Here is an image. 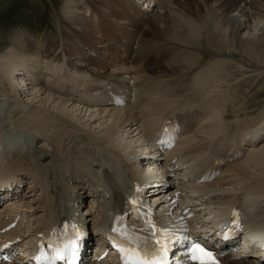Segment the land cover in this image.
Here are the masks:
<instances>
[{"label":"bare ground","instance_id":"bare-ground-1","mask_svg":"<svg viewBox=\"0 0 264 264\" xmlns=\"http://www.w3.org/2000/svg\"><path fill=\"white\" fill-rule=\"evenodd\" d=\"M142 1L64 0L63 16L56 18L59 36L46 34L38 45L19 35L1 57L0 177L17 178L16 189L26 181L4 218L8 221L18 209L26 226L19 224L7 233L10 240L19 237L31 247L33 237L49 229L55 217L66 212L79 216V201L88 197V225L100 230L108 212L97 184L100 169L112 167L123 182L134 181L133 168L140 166L132 167L127 156L148 150V137L175 115L200 127L187 136L191 145L192 137L228 130V122L235 123L231 119L240 114L237 105L226 113L228 104H234L228 103L231 92L224 86L230 82L228 74H264L262 63L242 59L264 55V0H149L144 8L140 4L147 0ZM36 9L41 12L40 5ZM16 72L24 73L23 81L11 78ZM104 80L127 83L125 91L117 88L114 94H126L129 103L92 109L90 102L97 99L91 100L87 90L99 88ZM105 100L110 105L109 96ZM13 111L22 115L15 128L8 125ZM259 116L248 121L251 126L245 125L246 119L220 136L224 144H245L249 149L219 182L230 190L231 201L243 204L253 227L264 225V115ZM7 130L12 135H3ZM4 139L8 140L2 143ZM261 140L263 145L256 149ZM181 188L193 197L189 186L173 189ZM151 196L154 203L164 204L159 194ZM191 208L208 217L217 212L215 205ZM21 259V264L28 261L27 256ZM226 261L258 264L231 257Z\"/></svg>","mask_w":264,"mask_h":264},{"label":"rangeland","instance_id":"rangeland-1","mask_svg":"<svg viewBox=\"0 0 264 264\" xmlns=\"http://www.w3.org/2000/svg\"><path fill=\"white\" fill-rule=\"evenodd\" d=\"M5 1L10 2L6 6ZM0 0V59L6 55L13 46L14 41L19 35H23L24 38H29L30 41L40 45L43 40L44 35H55L59 36L60 27L57 24V14L63 16L62 4L64 0ZM145 0L142 1V3ZM183 1L184 0H180ZM149 0L145 1L143 5L140 4L142 8L147 7ZM179 2V1H178ZM171 5V3H169ZM36 5H40L41 12H37ZM42 5V6H41ZM173 6V5H171ZM175 7V6H174ZM45 8V9H43ZM174 12V11H172ZM151 15V13H150ZM54 16V17H53ZM56 20V21H55ZM59 28V29H57ZM144 30V29H143ZM19 43V41H16ZM40 42V43H39ZM4 54V55H3ZM261 55V56H260ZM249 57L245 55L242 59L246 63L258 62L264 65V55ZM263 56V57H262ZM256 57V58H255ZM260 60V61H259ZM2 61V62H1ZM0 61V72L1 68L5 63L4 60ZM3 64V65H2ZM16 72L11 78L15 80L23 81L22 78L25 77L24 73ZM229 81L225 83V87L229 88L228 103H234L233 105L228 104L226 113L234 111V107L237 105V109L240 110L238 117H233L235 123L231 121V124H241L245 122L251 126V119H256L257 115H264V74L262 76H257L256 74H248L246 76L242 75H232L231 71ZM255 75L257 77H255ZM22 77V78H21ZM72 84V83H71ZM8 88V85L5 84ZM31 87V86H30ZM227 88V89H228ZM232 88V89H231ZM231 94V95H230ZM241 108V109H239ZM92 109H98V107H92ZM20 112L13 111V114L9 115V127L15 128L20 126L22 123V118ZM262 114V115H261ZM240 116V117H239ZM259 116V117H260ZM237 121V122H236ZM240 122V123H239ZM257 123V120H255ZM244 124V123H243ZM40 126V125H39ZM38 126V127H39ZM37 130L39 131V128ZM8 131V130H7ZM15 135H18L14 132ZM5 136L12 135L10 131Z\"/></svg>","mask_w":264,"mask_h":264},{"label":"snow or ice","instance_id":"snow-or-ice-1","mask_svg":"<svg viewBox=\"0 0 264 264\" xmlns=\"http://www.w3.org/2000/svg\"><path fill=\"white\" fill-rule=\"evenodd\" d=\"M79 236L80 234L77 233V238H79ZM72 247L75 248L76 246L73 245ZM193 248L199 249V252L202 253V256L207 257L208 259L207 260L203 259L201 255H193L191 257L192 259L199 261L200 264H215L214 260H212V254L210 252H207L204 249L200 248L198 244H194ZM58 258L64 259V256L59 255L58 253ZM5 259L7 258L5 257Z\"/></svg>","mask_w":264,"mask_h":264}]
</instances>
